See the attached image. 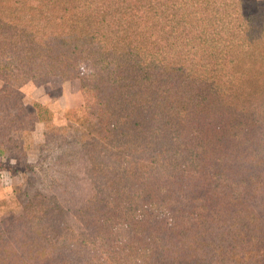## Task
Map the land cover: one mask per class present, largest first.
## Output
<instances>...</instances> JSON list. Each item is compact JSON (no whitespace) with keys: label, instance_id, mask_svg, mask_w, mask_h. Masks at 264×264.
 Returning a JSON list of instances; mask_svg holds the SVG:
<instances>
[{"label":"trees","instance_id":"trees-1","mask_svg":"<svg viewBox=\"0 0 264 264\" xmlns=\"http://www.w3.org/2000/svg\"><path fill=\"white\" fill-rule=\"evenodd\" d=\"M54 77L92 95L53 144L92 194L29 185L0 264H264L263 0H0V102Z\"/></svg>","mask_w":264,"mask_h":264},{"label":"rangeland","instance_id":"rangeland-1","mask_svg":"<svg viewBox=\"0 0 264 264\" xmlns=\"http://www.w3.org/2000/svg\"><path fill=\"white\" fill-rule=\"evenodd\" d=\"M90 70L89 63L81 65L82 73ZM20 92L27 110L19 115L0 102V117L11 123L10 139L0 154V220L15 218L21 213L23 193L29 185L58 193L64 205L74 212L91 197V181L85 167L79 164L74 173L73 168L69 170L70 180L61 182L68 168L56 160L62 153L56 152L53 144L59 137L57 129L70 124L78 127L82 123L84 106L92 95L81 90L79 79L64 80L61 77H54L44 85L29 82ZM32 111L40 113L42 120L30 119L28 116ZM16 121L21 124L14 129Z\"/></svg>","mask_w":264,"mask_h":264}]
</instances>
